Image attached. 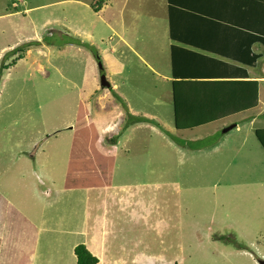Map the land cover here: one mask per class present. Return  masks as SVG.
<instances>
[{
    "label": "crops",
    "instance_id": "1",
    "mask_svg": "<svg viewBox=\"0 0 264 264\" xmlns=\"http://www.w3.org/2000/svg\"><path fill=\"white\" fill-rule=\"evenodd\" d=\"M18 1V4L12 3L10 8H0V27H3V21L12 20L13 24H20L19 28L30 26L32 33L27 35L20 30L15 31L10 24V28H5V31L12 32L11 36H15L16 40L11 45L1 47L0 54L10 52V60L18 61L35 56L37 62L41 64L37 63L33 73L37 75L41 84H36L32 73L28 70L23 71L18 79L13 77L11 72H16L14 65L5 70V76L0 81V94L9 88L11 82H14L20 96L25 98L24 104L29 112L36 115L43 113L45 106L53 103L50 97L55 96L65 87V91L71 95L70 110L75 112V115L71 118L67 117L71 120L64 121L62 127L81 126L79 132L88 134L89 139L95 141L97 151L101 152L104 150L103 147L96 144L97 141L99 143L98 130L101 135L114 133L119 121L105 123L96 120L94 123L89 118L88 105L85 104L89 96H81L85 70H82L81 65L86 68L87 60L81 57L77 52L78 49L73 47L62 46L56 49L52 46L54 43L51 45L53 41L47 40L46 43H41V36L36 33L33 22L29 23L27 18H20L18 15L28 14L33 9L48 8H18L20 5H26L24 0ZM143 3L144 8H147L149 1ZM101 4H104V1ZM102 6L104 8H99L94 14L104 15L112 10L109 8L111 7L109 3ZM159 8H165V14L169 13L166 16L168 38L172 43L168 46L169 65L171 51H174L171 47L181 48L196 55L194 61L208 62L207 65L199 68L197 74L192 72L193 68L185 69L184 73L176 71L178 75H184L177 78L183 79H172L170 66L167 75L158 77L169 82L173 105L172 93L175 89L180 91L179 93L211 91L213 95L209 99L217 96L215 100L201 107L202 111L200 108L191 110L192 106L189 110L182 109V113H177V116H180L177 122L173 114L174 108L172 109L173 129L177 130L175 123H178L183 131L187 130L185 131L187 142L197 146L201 141L205 145L199 146L202 153L178 162L176 177L172 183H148L127 187L128 194H137V189L143 191L138 194V198L127 199L120 198L119 188L123 186H108L104 177L97 175L99 171H103L102 163L107 154L103 156L96 152L89 157L80 150V155L87 158L88 166L82 172L76 169L72 174L74 178L80 177V179L67 182L68 186L64 182L61 190L58 182L54 181L47 189L42 188L44 193L43 195L40 193V196L48 197L52 193L51 190H55L56 194L68 193V196H75L74 189H89L87 195L89 204L92 196L102 195L104 201L106 191L111 189L110 197L116 210L113 211L110 219L114 221L110 225L112 245L109 247L104 243L109 230L104 236L95 238L96 229L93 223L95 219L91 215L84 217L81 228H75L76 237L78 239L81 234V240L74 248L78 245L84 246L95 256L97 264H258L259 261H264V227H262L264 225V0H159ZM18 9L20 11H17ZM142 12L145 15L144 21L146 13L144 9ZM7 23L6 27L9 26ZM48 23L49 20L43 25L47 26ZM104 23H106L104 19H98L96 24ZM205 25H209L210 34L189 40L188 35L190 37L193 35L192 30ZM171 33L176 35V40H171ZM91 35L88 33V39L93 40ZM112 37L116 36L112 34L103 40H110ZM119 38L125 39L122 35H119ZM125 41L129 44L126 39ZM19 44L24 48L13 52L14 46ZM132 51L134 52L133 49ZM33 62L30 61L29 66ZM76 62L79 63L78 67L75 65ZM216 62L224 63L226 66ZM61 68H69L79 73L80 83L70 77L67 78ZM54 74H58L61 81L69 84L55 87L49 85L48 82ZM196 75L206 76V79L202 80L213 78L212 82L214 78L235 77L236 79L231 80H236L238 83L235 87L238 88L237 94L239 93L240 96H233L232 90L220 86L189 87V80L190 82L196 80L194 77ZM17 80H22L24 86H17ZM113 89L115 87L110 85V92ZM59 96L63 95L59 94ZM99 97L93 102V109L100 114ZM11 99L13 98L9 96L5 105L9 106ZM178 110L179 108H176L175 112ZM44 118L41 120L48 123ZM46 118L49 120L50 116ZM213 118H217L218 121L199 126ZM3 122L5 119L0 115V125ZM12 123H17V119L13 118ZM99 125L102 127L100 128ZM210 129L213 131L208 134ZM26 136L28 137L25 138L22 131L16 132V138L19 140L16 144L17 153L25 154L29 149L41 152L46 146L52 157L58 156L48 146L53 138L52 134L48 141L44 140L46 135L39 141L32 140L33 138L27 133ZM206 147L208 149H205ZM8 152L9 149L5 145L2 149L0 143V163L1 157L6 156ZM70 160L67 172H74L73 168L69 169ZM110 160L114 166L115 157L110 155L107 162ZM5 166L0 165V173L6 170ZM38 187H42L41 183ZM99 191L101 192L98 193ZM145 194L150 196L148 202L152 207L151 210L148 207L138 211L120 207L121 204L125 205L131 200L145 201ZM6 202L9 204L8 201ZM21 207L25 210L24 205L21 204ZM44 207H48L45 202L42 203L41 212ZM9 214L7 207L1 203L0 243L7 245V239L14 238L16 245L17 258L10 264H34L37 247L35 251L24 249L32 242L30 240L32 233L25 231L20 220L23 213L18 218L9 217ZM125 218L134 222L131 229L120 227V220ZM13 222L14 226H12ZM137 224L144 235L142 246L136 244L133 239L132 230ZM123 230L127 232L126 237H121ZM125 238H128V243H125ZM93 244L96 246L95 249ZM8 249L9 246L4 252H8Z\"/></svg>",
    "mask_w": 264,
    "mask_h": 264
},
{
    "label": "rangeland",
    "instance_id": "2",
    "mask_svg": "<svg viewBox=\"0 0 264 264\" xmlns=\"http://www.w3.org/2000/svg\"><path fill=\"white\" fill-rule=\"evenodd\" d=\"M24 1L26 5H20L18 8H48L33 9L28 14L18 15L20 18H27L29 23L33 22L36 33L41 36V43H46L47 40L53 41L51 45L54 43L52 46L56 49L62 46L73 47L78 49L77 52L81 57L90 60L94 87L98 89L91 93L85 103L88 105L89 118L94 123L96 120L105 123L119 121L114 133L101 135L98 130V144L104 149L100 152L97 151L95 141H91L88 134L79 132L81 126L62 127L64 121L71 120L67 117L71 118L75 115V112L70 110L71 95H68L65 87L55 96H49L53 103L46 105L42 110L43 113L36 115L29 112L24 104L25 98L20 96L14 82H11L9 88L0 94V115L5 119L0 125V143L2 149L4 145L9 149L7 155L1 157L0 165L2 167L6 165V170L0 173V197L2 201H8L11 206L8 209L9 217L18 218L23 213L20 220L25 231L32 233L30 236L32 242L24 249L35 251L37 247L34 264H75L73 249L81 240V234L77 239L75 228H81L84 217L91 215L95 219L93 222L96 229L95 238L104 236L109 230L104 243L110 247L113 243L110 237V225L114 223L110 219L113 211L116 210L111 201L109 188L105 193L104 201L102 195L92 196L89 204L87 201L89 189H74L75 196H68V193L56 194L55 190H51L52 193L48 197L40 196V193L42 195L44 193L42 188L47 189L54 181L58 182L61 190L64 182L80 179L67 174L71 156H77L80 150L89 157L96 152L103 156L106 153L104 157L106 164L110 155L115 157V165L112 167L106 165V168L97 175L99 177L105 175V184L108 186H123L119 188L120 198L134 199L143 191L137 189V194L132 195L128 194L127 187L174 182L177 163L201 154L199 146L205 145L201 141L197 146L187 142L186 132L174 130L172 126L174 105L170 84L158 78L169 73L168 46L172 45L168 38L166 20L169 13L165 14V8H159V0ZM101 1H104V4H101ZM143 1H149L147 8H144ZM18 2V0H0V8H10L12 3L18 4ZM105 3H109L111 5L109 8L112 10L104 15L94 14L99 8H104L102 5ZM143 9L146 13L144 21ZM98 19H104L106 23L96 24ZM132 19H135L134 22H130ZM48 20V25L44 26L43 24ZM6 22L9 24L8 27L5 25ZM10 24L15 31L20 30L27 35L32 33L30 26L19 28L20 24L16 25L12 20H5L3 27H0V48L11 45L16 40L15 36H11L12 32L5 31V28H10ZM192 32L191 37L188 35L189 40L210 34L211 30L209 25H205L196 27ZM88 33L92 34L93 40L88 39ZM112 34L116 37L103 40ZM119 35H122L129 44L125 39L119 38ZM22 48L24 46L21 44L14 46L13 52ZM10 59V52L0 54V81L5 76V70L15 65L16 72H11L13 77L18 79L23 71L28 70L32 73L36 84H41L37 75L33 73L37 63L41 64L37 62L35 56L20 61ZM30 61H34L31 66H29ZM81 68L85 69L82 65ZM61 71L67 73L64 68H61ZM103 74L107 78L105 81L109 87H106V84L104 87L100 86V78ZM87 83L92 82L87 80ZM48 84L55 87L66 86L69 83L61 81L59 75L54 74ZM86 85L90 87L92 84ZM110 85L115 87L112 92ZM17 86H24V82L17 80ZM59 94L63 96L60 97ZM9 96L13 99L7 106L5 102ZM98 97L101 100L100 114L93 109V102ZM48 116H50L49 120L46 118ZM13 118L17 119V123H12ZM42 118L48 123L41 120ZM95 127L97 128L96 125ZM19 131L24 133L25 138L28 137L27 133L35 141L41 140L45 135L47 137L44 140L48 141L52 134L53 138L48 146L58 156L52 157L46 146L41 152L29 149L25 154L17 153L16 144L19 140L16 138V132ZM212 131L210 129L208 134ZM32 182L35 184L33 185ZM40 183L42 187H38ZM149 198L150 196L145 194V201L131 200L125 205L121 204L120 207L135 211L148 207L151 210ZM43 202L48 207H44L41 212ZM20 203L25 206V210ZM14 225L13 222L12 226ZM133 225L134 222L128 218L120 220V227L124 229H131ZM121 234V237L127 236L125 230ZM132 234L135 243L142 246L144 235L139 224L132 230ZM124 241L128 243V238ZM5 244L0 243V264L14 263L17 258L14 238L7 239L8 252H4L8 247ZM95 247L93 244V249Z\"/></svg>",
    "mask_w": 264,
    "mask_h": 264
},
{
    "label": "trees",
    "instance_id": "3",
    "mask_svg": "<svg viewBox=\"0 0 264 264\" xmlns=\"http://www.w3.org/2000/svg\"><path fill=\"white\" fill-rule=\"evenodd\" d=\"M168 1V0H167ZM102 2V1H101ZM169 5V4H168ZM170 10V8H168V11ZM171 40H176V35L174 33H171L170 35ZM255 40H253L252 43H254ZM171 49H173L174 51H171V56H170V77L172 79H183V78H177V77H183L184 75H178L176 73V71L184 73L185 69H191L193 68L192 72L194 74H197L199 71V68H201L204 65H207L208 62H200L199 60L194 61L195 56L194 54H192L189 51H184L181 48L177 49L176 47H171ZM175 52V55H174ZM177 53V55H176ZM212 63V62H211ZM217 64L220 65H225L224 63H220V62H216ZM235 63V62H232ZM230 68V67H229ZM93 68L91 65L90 60H87L86 63V68H85V74H84V78H83V85L81 88V96L82 97H88L91 95V93L94 91L95 87H94V75H93ZM189 76V73H188ZM196 80H191L192 82H190L189 80V87H196L199 88V86H208V85H213V86H220L222 88L225 89H229L232 90V94L233 96H240V94L237 92L239 91L237 87H235L238 83L236 82V80H231V79H236L235 77H231V78H214L213 82L212 79L213 78H209V80H202V79H206V76H201V75H196L194 76ZM85 80H86V84H92L90 87H88V85L85 84ZM87 80L89 82L92 83H87ZM183 81V80H181ZM173 84H177L176 82H173ZM179 86V85H178ZM213 88V87H210ZM180 91H174V93H172L173 95V101H174V118H175V122H177L178 117L177 113H182V109H186L189 110L191 107V110H196L198 108H201L205 105H207L208 103L212 102L213 100H215V97H212L211 99H209L212 95L213 92L211 91H197V92H192V93H179ZM256 94V93H255ZM255 96V95H254ZM179 108L178 112H175V109ZM218 121L217 118H213L211 120H208L202 124H200L199 126L202 127L205 125V123H212V122H216ZM175 127L178 131H183V128H180V124L175 123ZM187 131V130H184ZM98 144V141L97 143ZM81 152L79 153V158L77 156H75V158H70V167L69 169L72 170L74 172H67V174H74L75 170L77 169L78 171L82 170L87 166V158L83 157L82 155H80ZM112 160V159H111ZM108 161V167H112V162ZM73 164V166H72ZM103 166V170L106 168V160H103L102 163ZM81 173H78V175H80ZM95 176V175H94ZM104 180H106L105 175L103 176ZM66 185L68 186L69 184L66 182ZM1 203L3 205H5L7 207V209H10V205L5 202L2 201V198L0 197V208H1ZM3 214V211H2ZM236 225L237 222H234ZM8 223H6L7 225ZM264 227V225L262 226ZM245 233V232H244ZM74 256L76 258V264H97V260L95 258V256H93L92 254L89 253V251L82 245H78L76 246V248H74Z\"/></svg>",
    "mask_w": 264,
    "mask_h": 264
},
{
    "label": "bare ground",
    "instance_id": "4",
    "mask_svg": "<svg viewBox=\"0 0 264 264\" xmlns=\"http://www.w3.org/2000/svg\"><path fill=\"white\" fill-rule=\"evenodd\" d=\"M75 65L78 67V66H79V63L76 62ZM66 70H67V73H64V74H65V76H66L67 78L70 77V78H72V80H74V81H78V82L80 81L79 73L74 72V71H72V70L69 69V68H67Z\"/></svg>",
    "mask_w": 264,
    "mask_h": 264
},
{
    "label": "water",
    "instance_id": "5",
    "mask_svg": "<svg viewBox=\"0 0 264 264\" xmlns=\"http://www.w3.org/2000/svg\"><path fill=\"white\" fill-rule=\"evenodd\" d=\"M100 84H101L100 85L101 87H104L105 84H106V87H109V84L105 81V77L104 76H102L100 78ZM258 264H264V261H259Z\"/></svg>",
    "mask_w": 264,
    "mask_h": 264
}]
</instances>
